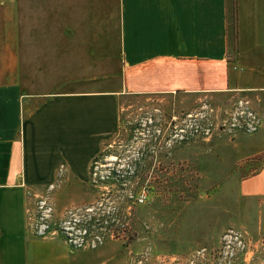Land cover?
I'll return each mask as SVG.
<instances>
[{
  "label": "crops",
  "instance_id": "0c3cea01",
  "mask_svg": "<svg viewBox=\"0 0 264 264\" xmlns=\"http://www.w3.org/2000/svg\"><path fill=\"white\" fill-rule=\"evenodd\" d=\"M169 93L242 96L264 129V0H0V264H123L34 233L33 199L75 204L124 95ZM237 190L264 196V161Z\"/></svg>",
  "mask_w": 264,
  "mask_h": 264
},
{
  "label": "rangeland",
  "instance_id": "374dc122",
  "mask_svg": "<svg viewBox=\"0 0 264 264\" xmlns=\"http://www.w3.org/2000/svg\"><path fill=\"white\" fill-rule=\"evenodd\" d=\"M241 99L124 95L117 132L91 159L77 202L57 209L47 200L46 234L71 249L110 242L123 264H250L264 257V196L237 190V180L264 161L262 115L256 130L233 126L234 111H255ZM228 228L241 234L242 247L226 244Z\"/></svg>",
  "mask_w": 264,
  "mask_h": 264
},
{
  "label": "built area",
  "instance_id": "2783aa9c",
  "mask_svg": "<svg viewBox=\"0 0 264 264\" xmlns=\"http://www.w3.org/2000/svg\"><path fill=\"white\" fill-rule=\"evenodd\" d=\"M243 100V104H248V100L247 99H241ZM241 113V110H239V112H233L232 114V118H234L235 120H238V124H235L237 122H233L232 125H236L239 128H242L243 131H253L256 130L257 127L259 126V116L257 115L256 111H251V110H246L244 112V114H238ZM239 118H241V122H239ZM36 218L38 219V223L36 222L34 224V228L33 231L36 234H40V235H44L47 232V223L43 222V220H45L51 211V207L47 202V199L44 197H40L37 199L36 201ZM226 238V244H228V242H230L231 240L236 241L237 244H239L242 247V243H241V234L231 228H228L226 233L224 234ZM68 241L72 244H78L75 243L74 240H70V238H68Z\"/></svg>",
  "mask_w": 264,
  "mask_h": 264
},
{
  "label": "trees",
  "instance_id": "16d2710c",
  "mask_svg": "<svg viewBox=\"0 0 264 264\" xmlns=\"http://www.w3.org/2000/svg\"><path fill=\"white\" fill-rule=\"evenodd\" d=\"M233 18V17H232ZM96 155L92 158V162L96 159ZM92 162L90 163V166H91V164H92Z\"/></svg>",
  "mask_w": 264,
  "mask_h": 264
}]
</instances>
